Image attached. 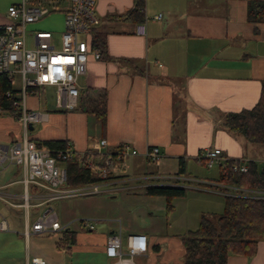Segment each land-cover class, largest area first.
Wrapping results in <instances>:
<instances>
[{
    "label": "crops",
    "instance_id": "1",
    "mask_svg": "<svg viewBox=\"0 0 264 264\" xmlns=\"http://www.w3.org/2000/svg\"><path fill=\"white\" fill-rule=\"evenodd\" d=\"M250 1L146 0V20L141 23L146 24L147 33L143 36L136 33L140 23L105 18L127 12L134 0L96 1L98 27L106 33L107 54L113 59L89 58L86 73L79 78L83 85L79 86V105L74 110L59 108L56 97L54 111L48 110V87L29 94L28 110L36 112L44 106L29 137L39 142L70 141L78 152L94 148L100 139L107 141L105 151L109 152L129 144L138 151L132 166L143 165L139 172L153 176L155 184L192 182L185 177L187 165H203L199 154L207 148L222 150L218 168L224 159L263 163L264 152L255 155L257 148L224 124L228 113L252 108L263 90L264 22L248 20ZM14 3L0 0V25L8 21V8ZM98 100L106 107L104 123L87 109L89 102ZM22 136L18 119L0 113V143H12ZM151 146L159 147L162 155L155 169L143 164L144 153ZM218 177L212 182L199 181L207 189L198 191L209 194L192 191L204 199L200 209L187 217L190 227L183 233L171 236L160 234L156 227L132 224L124 230L115 222L97 228L85 220L72 229L65 222L62 225L74 234L72 243L66 229L31 231L44 212L38 210L46 204H37L45 194L30 185L31 206H15L23 202V172L15 166L0 169V207L8 206L15 218L14 230L8 218L9 229H0V264H27L33 258L49 264H112L105 249L113 233H121L124 240L134 233L148 236L149 250L136 260L140 264H184L181 236L197 229L192 226H199L203 214L217 216L224 210L226 194L218 188ZM228 264H264V240L259 241L254 256L232 254Z\"/></svg>",
    "mask_w": 264,
    "mask_h": 264
},
{
    "label": "built area",
    "instance_id": "2",
    "mask_svg": "<svg viewBox=\"0 0 264 264\" xmlns=\"http://www.w3.org/2000/svg\"><path fill=\"white\" fill-rule=\"evenodd\" d=\"M97 0H21L8 8V21L0 25V74H6L19 91L21 114L18 121L23 127L20 140L3 144L0 143V169L15 166L23 172L22 182L26 189L22 195V206L29 208L30 194L27 187L36 186L45 194L40 197L47 204L62 198L94 195L98 193L115 192L120 188L117 184L132 180L139 181L144 187L155 184L153 176L130 177L125 174L127 160L138 154L129 144H122L121 150L105 151L107 141L100 139L94 148L83 152L75 150L72 142H66L64 149H49L38 146L29 137L30 124L41 119L39 112L27 108V96L33 90L44 87H54L56 104L65 110H74L79 105V78L86 73L90 57L101 59V54L91 46V28L100 24L96 15ZM62 10L65 13V30L56 40L54 34L47 30H28L29 24L40 21L52 11ZM158 17H161L159 15ZM136 33L145 35L147 26L140 23ZM29 41L31 46H29ZM20 87H15L16 79ZM10 92H8V96ZM86 157L92 168L98 171L104 181L78 186L67 185V171L64 161L75 156ZM144 156L147 160L158 164L161 160L159 147L151 146ZM200 160L208 168H212L222 159L219 148L205 149L199 154ZM240 164L233 166L234 171L247 172V160L240 159ZM147 180L146 182H141ZM178 181L175 184L183 186ZM165 185V184H164ZM226 196L240 195L264 198V191L242 189L235 186L219 184ZM59 222L57 213L48 208L40 214L31 225L33 233H46L66 229ZM93 228V226H91ZM0 229L8 230L7 218L0 220ZM29 232H27L28 234ZM149 250L148 236L144 233L129 234L124 240L121 233L109 235L105 249L106 256L112 264H140L136 261L139 256H145ZM27 264H49L42 258H33Z\"/></svg>",
    "mask_w": 264,
    "mask_h": 264
},
{
    "label": "trees",
    "instance_id": "3",
    "mask_svg": "<svg viewBox=\"0 0 264 264\" xmlns=\"http://www.w3.org/2000/svg\"><path fill=\"white\" fill-rule=\"evenodd\" d=\"M146 0H134L133 6L123 14L105 16L106 19L141 23L146 20ZM248 20L264 22V0H251L248 5ZM93 50L101 54V59H113L107 54L106 33L100 27L91 28ZM39 89V88H38ZM38 89L33 90L36 94ZM8 92L10 95L8 96ZM19 91L14 88L6 74H0V113L21 114ZM87 109L95 113L102 123L106 116V107L101 100L91 101ZM78 107V106H77ZM76 107V108H77ZM75 108V109H76ZM225 126L233 133L242 135L254 145H264V85L258 102L248 109L228 113ZM32 139V138H31ZM67 141H36L38 146L49 149H64ZM119 146L117 150H121ZM86 157L75 156L64 161L67 171V185L78 186L107 180L90 166ZM240 164L235 159L219 162L217 182L242 189L264 191V162L248 161L247 172L234 171L233 166ZM149 196H164L170 204L176 197H184L187 188L178 185H152L145 189ZM67 234L74 240L73 232ZM70 232L71 234H69ZM185 248L184 264H228L229 256L245 255L252 257L257 252L259 241L264 240V198L228 195L225 196L224 210L217 216L203 214L195 230H189L181 236Z\"/></svg>",
    "mask_w": 264,
    "mask_h": 264
},
{
    "label": "rangeland",
    "instance_id": "4",
    "mask_svg": "<svg viewBox=\"0 0 264 264\" xmlns=\"http://www.w3.org/2000/svg\"><path fill=\"white\" fill-rule=\"evenodd\" d=\"M20 1L21 0H11V2L15 3ZM96 15L100 19L97 11ZM64 20L65 13L62 10L52 11L40 21L29 24L28 30L41 29L51 31L56 40H58L65 30ZM29 46H31L30 41ZM14 85L16 88L20 87V80L18 78L15 80ZM82 85L83 80L78 83V86ZM42 90L43 88L38 89V91ZM40 94L43 99V93L40 92ZM47 97L49 99V107L47 109L54 111L53 108H55L56 97V90L54 87L47 88ZM41 111H44L43 105L41 108H38L36 112ZM37 127H39V125H37L36 128ZM247 144L257 148L256 151L253 149L255 155H261L264 152V145H254L250 142ZM146 160L143 161L146 168H156L157 165L155 163ZM132 162H134V156L130 157L128 160L129 165L126 173L129 174L130 177H142L145 173L139 171H141L143 165L140 167L138 165L132 166ZM259 163L261 164L262 162L259 161ZM218 176L219 168L217 164L212 168H208L205 164L200 165L196 162L188 163L185 177L192 180V182L184 183V187L187 188L188 196L184 199L182 197L174 198L170 203L173 206L172 211L168 210V203L164 196H149L145 193L146 187L139 185V181L132 180L127 183L117 184L118 187L123 188L115 192H102L94 195L53 200L41 207L38 212L53 208L59 217V222L61 224L68 222L72 229H78L82 224L81 220H85L86 223L89 225L92 224L97 228L101 227L103 223L115 222L118 227L120 224L123 225L124 230L125 225L132 224L136 227H156L160 234H164V232L166 234L167 232L169 235L173 236L178 233H183L187 229L186 227H190L188 226L189 220L187 217L195 210L200 209L202 205L201 200H203L204 197L196 195L192 193V191L209 194L198 191L207 189L204 184H199V181L212 182L210 180H214ZM193 180H197L198 183ZM146 181L147 180H142L141 182ZM32 213H34V211ZM2 215L10 219V221L15 219L13 211H11L8 206L0 207V220ZM33 220L34 216L32 217V221ZM107 220L112 221L109 222ZM17 227L19 228L20 226ZM192 227L195 229L197 225L195 224ZM11 229H15L13 220ZM53 236H55V234H53ZM136 260L139 262L140 258H136Z\"/></svg>",
    "mask_w": 264,
    "mask_h": 264
},
{
    "label": "water",
    "instance_id": "5",
    "mask_svg": "<svg viewBox=\"0 0 264 264\" xmlns=\"http://www.w3.org/2000/svg\"><path fill=\"white\" fill-rule=\"evenodd\" d=\"M30 129H33V126H32V124H30Z\"/></svg>",
    "mask_w": 264,
    "mask_h": 264
}]
</instances>
